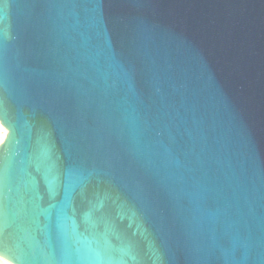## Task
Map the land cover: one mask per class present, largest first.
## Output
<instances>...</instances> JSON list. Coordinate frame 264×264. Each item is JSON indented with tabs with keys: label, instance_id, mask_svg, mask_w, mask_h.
I'll use <instances>...</instances> for the list:
<instances>
[{
	"label": "water",
	"instance_id": "obj_1",
	"mask_svg": "<svg viewBox=\"0 0 264 264\" xmlns=\"http://www.w3.org/2000/svg\"><path fill=\"white\" fill-rule=\"evenodd\" d=\"M0 256L264 264V0H0Z\"/></svg>",
	"mask_w": 264,
	"mask_h": 264
},
{
	"label": "bare ground",
	"instance_id": "obj_2",
	"mask_svg": "<svg viewBox=\"0 0 264 264\" xmlns=\"http://www.w3.org/2000/svg\"><path fill=\"white\" fill-rule=\"evenodd\" d=\"M7 133H8L7 129L0 124V138L3 137V140L0 139V145L1 143H3L4 139L6 138ZM0 264H13V263L0 256Z\"/></svg>",
	"mask_w": 264,
	"mask_h": 264
},
{
	"label": "built area",
	"instance_id": "obj_3",
	"mask_svg": "<svg viewBox=\"0 0 264 264\" xmlns=\"http://www.w3.org/2000/svg\"><path fill=\"white\" fill-rule=\"evenodd\" d=\"M0 139H2V140H3V137H1Z\"/></svg>",
	"mask_w": 264,
	"mask_h": 264
}]
</instances>
